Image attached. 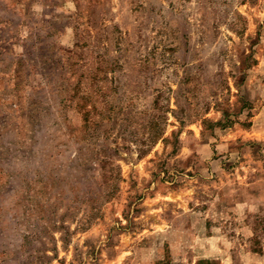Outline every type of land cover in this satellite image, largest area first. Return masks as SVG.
Wrapping results in <instances>:
<instances>
[{
  "label": "rangeland",
  "instance_id": "374dc122",
  "mask_svg": "<svg viewBox=\"0 0 264 264\" xmlns=\"http://www.w3.org/2000/svg\"><path fill=\"white\" fill-rule=\"evenodd\" d=\"M0 264H264V0H0Z\"/></svg>",
  "mask_w": 264,
  "mask_h": 264
}]
</instances>
